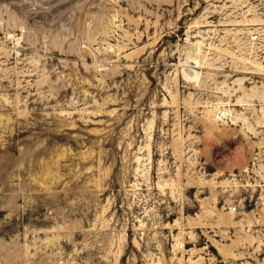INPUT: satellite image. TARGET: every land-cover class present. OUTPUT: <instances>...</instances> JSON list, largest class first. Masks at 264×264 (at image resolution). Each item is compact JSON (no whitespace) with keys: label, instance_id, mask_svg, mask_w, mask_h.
Instances as JSON below:
<instances>
[{"label":"clouds","instance_id":"clouds-1","mask_svg":"<svg viewBox=\"0 0 264 264\" xmlns=\"http://www.w3.org/2000/svg\"><path fill=\"white\" fill-rule=\"evenodd\" d=\"M0 157V264H264V0H0Z\"/></svg>","mask_w":264,"mask_h":264},{"label":"rangeland","instance_id":"rangeland-1","mask_svg":"<svg viewBox=\"0 0 264 264\" xmlns=\"http://www.w3.org/2000/svg\"><path fill=\"white\" fill-rule=\"evenodd\" d=\"M194 4L190 2V4L187 7H193ZM187 7L184 9V11H187ZM203 7V6H202ZM202 11V9H198L196 13L193 14H189L192 19H196L200 12ZM186 19V17H182V20ZM210 19H213L210 17ZM216 20H219V16L216 15L215 17ZM161 23H163V21H161ZM146 27V24H141L140 25V31H144ZM230 27V26H229ZM183 31V29H181V32ZM156 32V29L154 27H150L148 28V36L154 35ZM221 35H223V33H221ZM148 36H144L142 38L141 43L142 44H146L148 42ZM165 39H167V37H164ZM119 79V78H118ZM153 84L155 85V81H153ZM165 99L164 96L159 97V100L162 102ZM143 107V105H142ZM163 106L161 105L160 107L157 108V112H163ZM136 113L135 111L129 109L126 113H125V120L123 121L124 124L128 123L129 121H131L132 117L135 116ZM91 127H99L98 125H90ZM115 131H119V128L115 129ZM15 136V133L13 134ZM29 134L25 133L19 136H16L15 138L18 141H22L23 139L27 138ZM143 136V130L141 129V137ZM155 138V137H153ZM101 140V136H96L94 134H89L88 140L87 141H82L81 143L86 144L88 147L92 146L93 141H100ZM110 144V141H109ZM109 144H104L103 142L100 144V147H107L109 146ZM139 145H135V147H138ZM25 147V145L23 143H18L17 146L15 147L14 151L17 153V155H19L20 150L23 149ZM65 149L69 150L71 153H75L76 156L72 157L70 155H66L65 154ZM92 151H98L97 148H92ZM55 157V159L57 160V166L59 167L60 170V174L64 175L65 174V170H67L68 173H73L75 171V173L78 175L81 172H85V170L89 167H91V159L89 156V153L85 151L84 148L80 147L79 145L75 144V142H65V139L60 136L57 135L56 136V142L52 145V150L49 152V156H53ZM42 159H48V157H42ZM157 158L156 157H152L153 163H155V160ZM4 160V157H0V162H2ZM154 174V173H153ZM84 177H78V180H74L73 184H77L80 181H83ZM258 198V197H257ZM166 223H176V217L173 216L171 218H169L168 220L165 221ZM34 227L36 228H40V229H50V228H54L55 227V222H48V221H43L42 218V222L39 224L34 225ZM168 229H165V234L168 233ZM179 230L178 229H173L172 230V236L175 237L178 234ZM197 233L199 234V229H197ZM43 235V234H42ZM217 239H219V237H217ZM174 240L172 241V243L174 244ZM172 244H169L168 247L171 248ZM203 243L197 245V247H203ZM192 245L189 243H185V249L190 251L192 249ZM209 252L212 253V255L217 256V258H219L220 255V250L215 246V245H211L209 246ZM168 255V253H166V256ZM187 258V257H185ZM262 259H264V254H262V256L260 257Z\"/></svg>","mask_w":264,"mask_h":264},{"label":"built area","instance_id":"built-area-1","mask_svg":"<svg viewBox=\"0 0 264 264\" xmlns=\"http://www.w3.org/2000/svg\"><path fill=\"white\" fill-rule=\"evenodd\" d=\"M171 247H172V245H171ZM184 248H185V244H184Z\"/></svg>","mask_w":264,"mask_h":264}]
</instances>
